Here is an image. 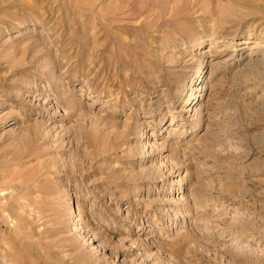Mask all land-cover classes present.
<instances>
[{
	"label": "rangeland",
	"instance_id": "1",
	"mask_svg": "<svg viewBox=\"0 0 264 264\" xmlns=\"http://www.w3.org/2000/svg\"><path fill=\"white\" fill-rule=\"evenodd\" d=\"M263 57L264 0H0V264H264Z\"/></svg>",
	"mask_w": 264,
	"mask_h": 264
},
{
	"label": "bare ground",
	"instance_id": "2",
	"mask_svg": "<svg viewBox=\"0 0 264 264\" xmlns=\"http://www.w3.org/2000/svg\"><path fill=\"white\" fill-rule=\"evenodd\" d=\"M259 62H260V65H261V66H264V57H263V59L260 60ZM260 76H261V75H260ZM201 90H203V89H200V91H201Z\"/></svg>",
	"mask_w": 264,
	"mask_h": 264
}]
</instances>
